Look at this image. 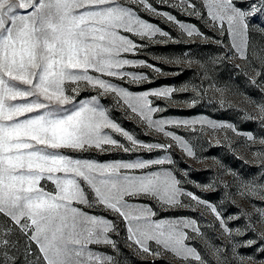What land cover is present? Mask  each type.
I'll list each match as a JSON object with an SVG mask.
<instances>
[{
	"label": "snow or ice",
	"instance_id": "1",
	"mask_svg": "<svg viewBox=\"0 0 264 264\" xmlns=\"http://www.w3.org/2000/svg\"><path fill=\"white\" fill-rule=\"evenodd\" d=\"M156 2L197 17L220 36L231 37L228 58L244 59L252 73L249 82L264 84V50L259 55L247 51L250 20L258 18L251 30L264 33L260 26L264 25V0H248L243 8L234 0ZM141 13L173 23L187 37L207 38L197 26L181 22L152 0H0V264H116L114 255L92 246L118 252L113 236L119 237L121 226L125 244L140 254L158 257L164 250L180 264H208L186 243L203 235L195 218H158L159 209L170 207L195 211L203 206L214 214L220 235L228 241L213 247L215 264H246L238 251L241 247L255 246L256 252L264 254V177L258 183L226 168L236 195L249 201L250 208L225 215L183 187L189 170H182L183 178L178 176L170 154L116 161L77 155L107 154L113 149L126 154L171 153L178 148L196 158L189 140L166 126L192 132L197 124L227 127L257 143L251 132H240L231 123L218 124L204 115L153 118L165 111L153 98L191 92L190 107L203 98L207 91L203 80L209 79L208 87L213 86L203 65L201 83L191 87L185 83L133 92L123 86L151 82L146 74L124 70L126 66L154 67L144 59L126 58L146 46L135 38L152 44L181 42ZM216 42L223 44L220 39ZM155 71L161 70L155 67ZM82 87L88 90L87 97L80 95ZM108 104L169 139H137L111 117ZM258 107L264 113V103ZM258 143L261 149L254 156L264 162V137ZM253 199L259 203H252ZM96 208L113 213V218L89 211ZM247 260L264 264V259L257 262L250 256Z\"/></svg>",
	"mask_w": 264,
	"mask_h": 264
},
{
	"label": "rangeland",
	"instance_id": "2",
	"mask_svg": "<svg viewBox=\"0 0 264 264\" xmlns=\"http://www.w3.org/2000/svg\"><path fill=\"white\" fill-rule=\"evenodd\" d=\"M152 2L158 8L176 15L181 22L197 26L199 31L204 33L207 38H201L198 35L187 37L173 23L163 21L162 18L154 17L151 14L141 13L143 19L156 24L162 30L170 32L173 37H178L181 42L173 43L169 41L164 44H152L149 41H140L139 38H135L137 42L144 43L146 46L136 53L126 54V58L144 59L146 63H151L154 67L126 66L124 70L146 74L151 82L123 86L128 87L133 92L153 89L158 86L180 87L185 83L191 87L193 84L201 83L200 75L203 71L201 65H203L209 70V77L213 85L208 87L209 79L203 80V86L207 89L203 98L194 107L189 106L191 92L174 94L173 97L168 99L153 98L155 104L165 108V111L153 114V118L195 119L199 115H204L208 119L217 121L218 124L231 123L240 132H251L257 139V143L247 141L244 136L234 134L227 127L211 128L207 124H197L194 126L196 131L192 132L183 127L166 126V130L175 131L189 140L197 154L196 158L185 156L178 148H174L171 153H165L161 150L146 153L140 150L139 153L126 154L113 149L107 154L91 152L78 153L77 155H83L97 161H116L134 159L136 155L152 158L170 154L175 161L174 168L178 176L182 177V170L186 168L189 170L188 176L186 178L182 177L186 181L183 183L186 190L192 191L204 200L216 205L218 210L225 215L236 213L238 208L247 211L250 208L249 201L236 195L232 176L230 173H226L225 169L236 170L245 177H254L258 183L264 177V162L261 161L258 155L254 156V153H258L261 149L258 139L264 137V123H262L264 113H261L258 107L259 104L264 103V84L260 81H257V84L249 82L252 73L249 71L244 59L237 56H233L231 59L228 58L229 46L232 42L231 37L228 35L220 36L197 17L186 15L178 9L164 7L158 4L156 0H152ZM172 2H176V0H172ZM234 2L237 3V6L243 8L248 0H234ZM257 22L258 18H253L249 22V47L247 51L251 54L255 50L256 54L259 55L264 50V33L251 30ZM260 26L264 27V25ZM157 39L160 38L157 37ZM217 39L222 40L223 44L217 43ZM155 57H160V59L157 60ZM177 60H179V63H177ZM237 66H239V69H237ZM155 67H159L161 71L156 72ZM113 80L122 83L116 78H113ZM80 95L87 97L88 90L82 87ZM110 99V97L106 98V100ZM106 103H110V101H106ZM106 106L111 108V117L124 129L133 133L137 139L144 142H161L169 139L155 132V130L146 128L138 123L136 119H130L122 110L112 107L111 104ZM115 138L125 142L119 135H116ZM164 167L173 166L165 165ZM196 184L201 186L211 184L212 187L198 189ZM49 187H51V184H49ZM181 199L182 202L187 203L185 198L182 197ZM231 200H235L236 203L232 204ZM252 203H259V200L253 199ZM89 211L110 219L114 216L113 213L103 208ZM158 218H195L203 235L202 237L195 236L186 243L195 247L208 260V264H215L216 261V257L211 255L213 247L227 245L228 243L227 239L220 235L214 214L203 206H197L195 211L192 208H162L158 211ZM117 223H119L118 219ZM189 235L193 234L189 231ZM246 238L248 237L241 239ZM113 239L117 240L118 252L114 253L107 246L93 245L92 247H99L100 251L114 255L116 264H180L178 258L164 250H161L160 256L153 257L140 254L134 248H129L124 242L123 226H121L119 237L113 236ZM238 251L245 257L246 264H252L247 260L250 256L254 257L257 262L264 259V254L256 252L255 246L241 247Z\"/></svg>",
	"mask_w": 264,
	"mask_h": 264
}]
</instances>
